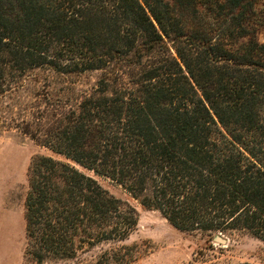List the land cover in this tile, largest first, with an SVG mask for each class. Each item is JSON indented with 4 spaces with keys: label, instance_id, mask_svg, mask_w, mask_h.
<instances>
[{
    "label": "trees",
    "instance_id": "obj_1",
    "mask_svg": "<svg viewBox=\"0 0 264 264\" xmlns=\"http://www.w3.org/2000/svg\"><path fill=\"white\" fill-rule=\"evenodd\" d=\"M257 1L0 0V135L52 153L28 171L27 261L138 259V211L80 168L178 231L264 243Z\"/></svg>",
    "mask_w": 264,
    "mask_h": 264
},
{
    "label": "rangeland",
    "instance_id": "obj_2",
    "mask_svg": "<svg viewBox=\"0 0 264 264\" xmlns=\"http://www.w3.org/2000/svg\"><path fill=\"white\" fill-rule=\"evenodd\" d=\"M257 4L261 20L258 39L264 43V0H258ZM224 13L227 15V11H209L207 16L213 19L225 16ZM223 20L229 21L226 17ZM98 76L99 73H93L85 78L84 88L93 86ZM36 155L52 153L18 132L0 135V264H35L25 259L24 251L27 244L25 202L29 192L28 171ZM80 170L138 211V228L126 242L127 245L136 244L140 252L133 264H264V243L250 234L219 233L227 240L225 245H221L214 238L202 234L178 231L158 211L146 210L122 185ZM90 258L91 254L85 256L86 260Z\"/></svg>",
    "mask_w": 264,
    "mask_h": 264
},
{
    "label": "water",
    "instance_id": "obj_3",
    "mask_svg": "<svg viewBox=\"0 0 264 264\" xmlns=\"http://www.w3.org/2000/svg\"><path fill=\"white\" fill-rule=\"evenodd\" d=\"M214 241L221 245H225L227 243V240L223 238L219 233L214 236Z\"/></svg>",
    "mask_w": 264,
    "mask_h": 264
}]
</instances>
